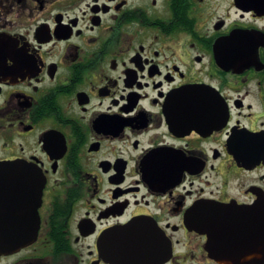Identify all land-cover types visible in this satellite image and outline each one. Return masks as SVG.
<instances>
[{
  "label": "flooded vegetation",
  "instance_id": "af4514ba",
  "mask_svg": "<svg viewBox=\"0 0 264 264\" xmlns=\"http://www.w3.org/2000/svg\"><path fill=\"white\" fill-rule=\"evenodd\" d=\"M0 264H264V0H0Z\"/></svg>",
  "mask_w": 264,
  "mask_h": 264
}]
</instances>
